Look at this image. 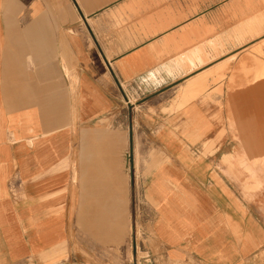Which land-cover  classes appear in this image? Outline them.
<instances>
[{"label": "crops", "instance_id": "crops-1", "mask_svg": "<svg viewBox=\"0 0 264 264\" xmlns=\"http://www.w3.org/2000/svg\"><path fill=\"white\" fill-rule=\"evenodd\" d=\"M238 151L264 157V0H0V264H264Z\"/></svg>", "mask_w": 264, "mask_h": 264}, {"label": "rangeland", "instance_id": "rangeland-1", "mask_svg": "<svg viewBox=\"0 0 264 264\" xmlns=\"http://www.w3.org/2000/svg\"><path fill=\"white\" fill-rule=\"evenodd\" d=\"M131 155L133 156V153ZM144 156L145 154L142 153L140 157L144 160L145 159ZM235 160L238 161V166L240 168H238L237 170L232 169L231 172L236 174L239 181L244 182V184L242 185L244 194L247 195L248 197L252 196L254 198L255 207L258 206L264 212V157L255 156L252 165L251 163H248L247 168H244L245 160H247L244 152L238 151L231 158V161H235ZM250 166H252V168ZM133 198H134V207L136 208L137 218L140 220L142 216L141 212H143V210L145 211L149 210V206L145 201L144 188H143V184L140 181V178H138L137 183L133 185ZM146 200L150 201L147 196H146ZM139 230H141L142 234H137V238L133 239L134 246L130 243V245L127 247L130 260H132V255H133L132 251L134 249L135 252L137 251L139 259L148 254L146 251L149 248V241L151 240L150 235L148 236L147 234H144L143 233L144 231L143 229H141V227L139 228ZM95 264H99V263H95Z\"/></svg>", "mask_w": 264, "mask_h": 264}, {"label": "bare ground", "instance_id": "bare-ground-1", "mask_svg": "<svg viewBox=\"0 0 264 264\" xmlns=\"http://www.w3.org/2000/svg\"><path fill=\"white\" fill-rule=\"evenodd\" d=\"M256 64H257V62H256ZM257 66V65H256ZM262 68H263V66H262ZM257 69H258V67H257ZM260 69V68H259ZM251 93V92H250ZM248 95V94H247ZM250 99V98H249ZM256 99V98H255ZM251 103H252V101H251ZM257 138V137H256Z\"/></svg>", "mask_w": 264, "mask_h": 264}]
</instances>
